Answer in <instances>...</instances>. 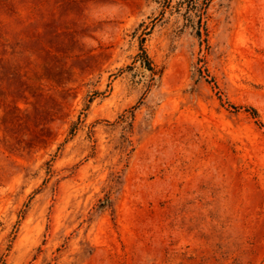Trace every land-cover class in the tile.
I'll return each instance as SVG.
<instances>
[{
  "label": "rangeland",
  "instance_id": "obj_1",
  "mask_svg": "<svg viewBox=\"0 0 264 264\" xmlns=\"http://www.w3.org/2000/svg\"><path fill=\"white\" fill-rule=\"evenodd\" d=\"M187 1L0 0V264H264V0Z\"/></svg>",
  "mask_w": 264,
  "mask_h": 264
},
{
  "label": "trees",
  "instance_id": "obj_2",
  "mask_svg": "<svg viewBox=\"0 0 264 264\" xmlns=\"http://www.w3.org/2000/svg\"><path fill=\"white\" fill-rule=\"evenodd\" d=\"M195 1L196 0H188V4H190V8H194L195 7ZM143 56H145V58H147V56L145 55V53H142Z\"/></svg>",
  "mask_w": 264,
  "mask_h": 264
}]
</instances>
